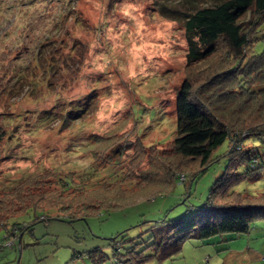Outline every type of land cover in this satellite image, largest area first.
<instances>
[{
  "label": "rangeland",
  "instance_id": "374dc122",
  "mask_svg": "<svg viewBox=\"0 0 264 264\" xmlns=\"http://www.w3.org/2000/svg\"><path fill=\"white\" fill-rule=\"evenodd\" d=\"M213 1L0 0V225L6 208L18 228L0 229V264H95V248L107 255L98 264H122L112 237L127 230L142 248L156 220L205 204L229 139L196 178L179 174L185 181L148 197L144 186L183 162L173 150L176 93L190 69L183 21L170 11ZM233 189L264 192V169ZM32 201L55 208L21 212ZM61 201L78 205L69 214ZM82 203L91 212L76 217ZM254 226L253 236L187 240L164 264H264V219Z\"/></svg>",
  "mask_w": 264,
  "mask_h": 264
},
{
  "label": "trees",
  "instance_id": "16d2710c",
  "mask_svg": "<svg viewBox=\"0 0 264 264\" xmlns=\"http://www.w3.org/2000/svg\"><path fill=\"white\" fill-rule=\"evenodd\" d=\"M170 12V18L183 21L190 69L176 93L178 135L173 150L183 162H177L169 176L164 174L155 183L146 184L144 188L151 189L145 190L144 197L152 195L151 191L169 189L178 177L185 181L187 173L196 178L205 172L213 162L214 151L227 139L228 163L204 205L179 218L156 220L147 229L150 234L142 248V243L125 238L127 230L112 237L113 258L122 264H164L181 252L187 240L220 236L227 241L250 234L253 223L264 219V192L250 195L233 189L241 180L260 178L264 169V154L255 145L257 140L264 144V48H256L257 42H264V0H214ZM248 14L251 19L246 20ZM248 140L251 146L246 144ZM179 174H185V179ZM60 182L63 191L72 185L68 178ZM80 189L86 190L82 186L75 190ZM41 194L45 198L48 192L42 190ZM61 202L60 207L69 214L72 209L67 208L78 205ZM53 205L44 209L32 201L21 212L46 211L55 208ZM81 206L86 210L76 217L91 212L83 203ZM5 213L1 223L7 227L0 225V229L17 230L15 224L11 225L15 213L10 214L6 208ZM89 257L95 264L107 259L100 248L89 252Z\"/></svg>",
  "mask_w": 264,
  "mask_h": 264
},
{
  "label": "crops",
  "instance_id": "0c3cea01",
  "mask_svg": "<svg viewBox=\"0 0 264 264\" xmlns=\"http://www.w3.org/2000/svg\"><path fill=\"white\" fill-rule=\"evenodd\" d=\"M260 229V227H256V226H254V227H252V229H251V232H250V236H253L252 234L256 231V230H259ZM257 238L255 237V238H252V240H256Z\"/></svg>",
  "mask_w": 264,
  "mask_h": 264
}]
</instances>
